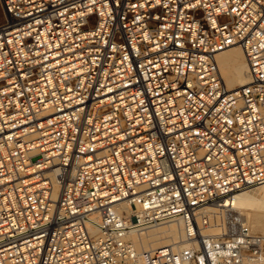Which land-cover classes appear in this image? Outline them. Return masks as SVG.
<instances>
[{
    "label": "built area",
    "instance_id": "built-area-1",
    "mask_svg": "<svg viewBox=\"0 0 264 264\" xmlns=\"http://www.w3.org/2000/svg\"><path fill=\"white\" fill-rule=\"evenodd\" d=\"M0 6V264H264L233 206L264 183V0ZM163 223L173 244L128 239Z\"/></svg>",
    "mask_w": 264,
    "mask_h": 264
},
{
    "label": "bare ground",
    "instance_id": "bare-ground-1",
    "mask_svg": "<svg viewBox=\"0 0 264 264\" xmlns=\"http://www.w3.org/2000/svg\"><path fill=\"white\" fill-rule=\"evenodd\" d=\"M214 57L226 89H235L248 82L247 65L239 45L234 44L218 50ZM233 206L241 213L244 212L253 230L264 233V183L237 192L233 199ZM179 236L178 223H164L142 232L131 230L128 239L136 249H140L141 247L146 248L149 242L158 243L161 238H164L165 242L158 246L173 244ZM240 264L257 263L245 261Z\"/></svg>",
    "mask_w": 264,
    "mask_h": 264
},
{
    "label": "rangeland",
    "instance_id": "rangeland-1",
    "mask_svg": "<svg viewBox=\"0 0 264 264\" xmlns=\"http://www.w3.org/2000/svg\"><path fill=\"white\" fill-rule=\"evenodd\" d=\"M2 21H3V11H2V8H1V6H0V23H1ZM242 214L245 215L244 212H243ZM245 216H246V215H245ZM163 224H164V223H163ZM156 226H158V225H155V227H156ZM150 228H152V227H150ZM150 228H149V229H150ZM153 228H154V227H153ZM158 241H159V242L156 243V244H152V242H149L148 245L146 246V248L141 247L140 250H141V249H152V248L157 247L159 244L165 242V241H164V238H161V239L158 240Z\"/></svg>",
    "mask_w": 264,
    "mask_h": 264
}]
</instances>
